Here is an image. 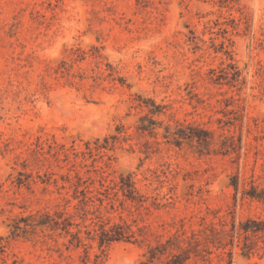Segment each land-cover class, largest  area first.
<instances>
[{
	"label": "rangeland",
	"instance_id": "obj_1",
	"mask_svg": "<svg viewBox=\"0 0 264 264\" xmlns=\"http://www.w3.org/2000/svg\"><path fill=\"white\" fill-rule=\"evenodd\" d=\"M255 193L264 0H0V264H264Z\"/></svg>",
	"mask_w": 264,
	"mask_h": 264
},
{
	"label": "trees",
	"instance_id": "obj_2",
	"mask_svg": "<svg viewBox=\"0 0 264 264\" xmlns=\"http://www.w3.org/2000/svg\"><path fill=\"white\" fill-rule=\"evenodd\" d=\"M182 136L183 135H180V137ZM184 136L188 138L196 137L198 138V140L204 142H207L208 139L207 135L204 132L199 133L195 136L194 135L192 136L184 135ZM184 136L183 138H186ZM101 178H102L101 181L102 191L99 192L106 198H110L111 195H115L121 192L123 196L128 200L131 201L139 200L138 199L139 191L136 187V183L134 182L132 176L121 177L120 182H116L114 180H108V178L103 175L101 176ZM81 192L84 195H86L85 190ZM250 196L252 198L258 199L259 201H264V197H262V195H260L259 193H255ZM58 218L61 221L57 220L56 218H53L50 214H46L43 219H41L36 223L32 222V219H34L33 216H29L28 218H22L19 222H16V224L14 225L13 234H17L21 230L26 231L28 227H33V226L50 227L52 230L62 229L64 231H68L69 227L71 226L69 219L64 217L63 215L58 216ZM21 222L25 223L24 227L20 225ZM243 230H245L246 232L248 231V229L245 228H243ZM123 238L124 236H123L122 226L115 225L112 228L104 229L102 231L100 243L101 244L112 243V242L120 241ZM78 240L80 242V239ZM186 260H188V258H185L184 255H174L171 257V259H169V261L166 264H185Z\"/></svg>",
	"mask_w": 264,
	"mask_h": 264
}]
</instances>
